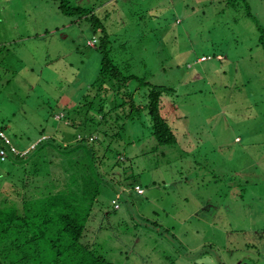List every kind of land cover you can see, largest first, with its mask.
<instances>
[{
    "label": "rangeland",
    "instance_id": "obj_1",
    "mask_svg": "<svg viewBox=\"0 0 264 264\" xmlns=\"http://www.w3.org/2000/svg\"><path fill=\"white\" fill-rule=\"evenodd\" d=\"M247 2L264 28V0ZM71 3L111 9L113 58L125 74L168 87L162 112L179 140L154 149L145 115L146 124H127L121 139L99 141L106 178L89 242L115 264H264V48L245 2ZM93 37L87 20L54 0H0V129L22 153L42 132L54 134L52 114L97 79L102 54L99 42L88 44ZM1 147L8 145L0 137ZM20 176L3 175L0 185Z\"/></svg>",
    "mask_w": 264,
    "mask_h": 264
},
{
    "label": "trees",
    "instance_id": "obj_2",
    "mask_svg": "<svg viewBox=\"0 0 264 264\" xmlns=\"http://www.w3.org/2000/svg\"><path fill=\"white\" fill-rule=\"evenodd\" d=\"M242 1L246 14L258 22L259 41L264 48V28L247 0H227V4L235 6ZM54 2L64 14L90 23L94 37L88 44L99 42L101 68L79 101H65L62 111L52 114L59 121L54 134L46 136L42 132L39 140L26 147V153L19 148L20 153L12 151L9 144H15L0 135L8 145L0 148L8 152L0 160L9 165L0 167V178L13 172L21 175L20 184L10 181L4 188L0 185V264H115L87 239L94 203L106 178L95 147L108 136L121 139L127 124H146L145 115L149 116L145 126H149V134L156 141L154 149L178 144L177 133L162 112L163 93L169 89L134 73L125 74V67L113 58L107 20L112 11L107 5L89 8L74 5L71 0ZM98 33L99 39L95 35ZM133 82L137 84L131 88ZM54 158L63 168L61 177L52 171ZM27 163L29 168L25 167ZM133 182L129 183L131 187L139 185ZM29 190L34 192L29 194Z\"/></svg>",
    "mask_w": 264,
    "mask_h": 264
},
{
    "label": "built area",
    "instance_id": "obj_3",
    "mask_svg": "<svg viewBox=\"0 0 264 264\" xmlns=\"http://www.w3.org/2000/svg\"><path fill=\"white\" fill-rule=\"evenodd\" d=\"M93 45L95 44V41H93L92 43ZM0 135L7 141L10 142V139L8 138V136L6 135V133L0 129ZM11 149L14 152H18L20 153V150H18V148H16L13 144L11 145ZM0 156L2 157V159L6 158L8 156V152L5 149H1L0 150ZM136 190L140 193H142L144 191V188L141 187V185H136ZM117 195H119L118 197H120V194L118 193ZM116 203V201H114Z\"/></svg>",
    "mask_w": 264,
    "mask_h": 264
},
{
    "label": "crops",
    "instance_id": "obj_4",
    "mask_svg": "<svg viewBox=\"0 0 264 264\" xmlns=\"http://www.w3.org/2000/svg\"><path fill=\"white\" fill-rule=\"evenodd\" d=\"M48 28V27H47ZM56 29H59L58 27L56 28ZM48 32V31H47ZM44 35H43V31H40V32H36V33H28V35H26V36H24V35H22V36H20V37H18L19 39H30V40H33L34 38H37V37H43ZM16 39V38H15ZM14 39V40H15ZM10 44H12V43H10ZM47 136V135H46ZM37 140H39V139H37ZM36 140V141H37ZM35 143V142H34ZM33 143V144H34ZM32 146V145H31Z\"/></svg>",
    "mask_w": 264,
    "mask_h": 264
}]
</instances>
